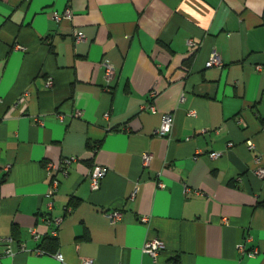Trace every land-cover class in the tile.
I'll list each match as a JSON object with an SVG mask.
<instances>
[{"label":"crops","instance_id":"crops-1","mask_svg":"<svg viewBox=\"0 0 264 264\" xmlns=\"http://www.w3.org/2000/svg\"><path fill=\"white\" fill-rule=\"evenodd\" d=\"M165 112L170 131L153 133ZM95 165L109 169L91 189ZM257 165L264 0H0V235L15 239L2 264H264Z\"/></svg>","mask_w":264,"mask_h":264},{"label":"built area","instance_id":"built-area-1","mask_svg":"<svg viewBox=\"0 0 264 264\" xmlns=\"http://www.w3.org/2000/svg\"><path fill=\"white\" fill-rule=\"evenodd\" d=\"M53 18L56 21H59L62 18H69L70 19L71 13H70L69 8H66V10L62 13L54 11L53 12ZM82 39H84V33L79 29H74V40L77 42V41L82 40ZM188 43L190 45H195V42L191 39L188 40ZM205 64L207 66H209V65H221L222 61H221L219 55L216 52H213L211 54V56L206 60ZM102 65L104 66L105 80L107 82H109L114 78V76L116 74L115 67L108 59L102 60ZM51 83H52V81H51V79H49L48 84H51ZM155 93H156V91L154 90V88H151L149 91V97L153 98ZM22 100H23L22 98L18 99L16 104ZM148 107L151 109L154 108V106L152 104H148ZM75 113L80 114V111L76 110ZM173 121H174V116L171 112L163 113L161 115L160 125L153 130V133L160 134V135L167 134L171 129ZM251 144H250V146H251ZM151 158H152L151 152H144L142 154V158H141L142 164L144 166L148 165ZM74 159H76L75 156H64L61 159V164H60L61 169H65L66 166ZM53 167H54V165L51 162H48L46 164V168L49 172L52 171ZM108 169L109 168L106 165H95L91 168V170L87 174L91 189L99 188L101 179L107 173ZM253 171L256 175H258L260 177L264 176V166H262V165L255 166L253 168ZM57 183H58V179L53 176L51 179L52 191L56 189ZM157 184H158V186H163V182L161 180H158ZM188 189L189 188L187 186H185V190L187 191ZM197 192H199V191L197 190ZM121 216H122V212L119 209L112 210L109 212V218H110V221H112V222L118 220ZM146 219H147L146 216H142V220H146ZM61 220H62V216H55V217L51 218L50 221H52L55 224V227L52 230L53 235L56 234V229L59 226ZM33 236L38 237V235L36 234L35 231H33ZM14 241H15V239L12 236H1L0 235V244L3 245V247H4L1 254H0V264H2L1 258L3 255H13L14 254V252H15L13 249ZM163 247H164V242L158 237H153V238L147 239L144 242L142 249L145 252L149 253L154 259H156L160 250ZM237 249H238V251H240L242 253L247 252L248 255H254L258 252L257 247H252L250 249H246L245 244L243 242H240L237 244ZM54 255L56 256L57 259H59L61 261L63 260V254L61 251H59V250L55 251ZM82 264H94V261L90 258H86L82 261Z\"/></svg>","mask_w":264,"mask_h":264},{"label":"trees","instance_id":"trees-1","mask_svg":"<svg viewBox=\"0 0 264 264\" xmlns=\"http://www.w3.org/2000/svg\"><path fill=\"white\" fill-rule=\"evenodd\" d=\"M46 242H47L48 244L54 245V237H48ZM48 247H49V246H48ZM47 249H48V248H47ZM47 249H46V250H47ZM48 250H49V249H48ZM48 250H47V251H48ZM49 251H51V250H49Z\"/></svg>","mask_w":264,"mask_h":264}]
</instances>
